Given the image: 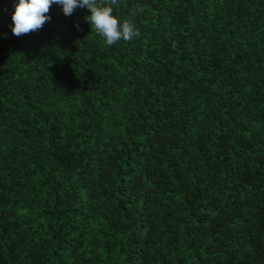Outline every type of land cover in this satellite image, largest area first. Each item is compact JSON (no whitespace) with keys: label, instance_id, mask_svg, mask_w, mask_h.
I'll list each match as a JSON object with an SVG mask.
<instances>
[{"label":"trees","instance_id":"trees-1","mask_svg":"<svg viewBox=\"0 0 264 264\" xmlns=\"http://www.w3.org/2000/svg\"><path fill=\"white\" fill-rule=\"evenodd\" d=\"M112 6L0 0V264H264V0Z\"/></svg>","mask_w":264,"mask_h":264},{"label":"clouds","instance_id":"clouds-1","mask_svg":"<svg viewBox=\"0 0 264 264\" xmlns=\"http://www.w3.org/2000/svg\"><path fill=\"white\" fill-rule=\"evenodd\" d=\"M114 3L115 0L112 3L108 0H12V24L9 26L13 35L20 36L41 29L51 19L49 12L52 5L59 6L66 16L72 15L77 8H83L90 10L85 19L92 31L111 46L120 40L130 41L139 35L134 23L121 20L115 14L112 6Z\"/></svg>","mask_w":264,"mask_h":264}]
</instances>
